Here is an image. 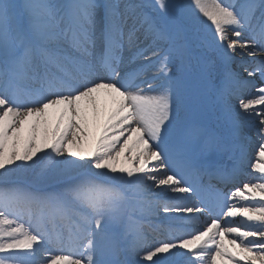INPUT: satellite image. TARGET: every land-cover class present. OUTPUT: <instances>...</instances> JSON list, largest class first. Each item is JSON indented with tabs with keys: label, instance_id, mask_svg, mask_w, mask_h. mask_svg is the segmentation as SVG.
Listing matches in <instances>:
<instances>
[{
	"label": "snow or ice",
	"instance_id": "obj_1",
	"mask_svg": "<svg viewBox=\"0 0 264 264\" xmlns=\"http://www.w3.org/2000/svg\"><path fill=\"white\" fill-rule=\"evenodd\" d=\"M169 9L168 0H0V180L50 149L29 166L43 165L40 179L61 184L45 195L0 189V264H128L124 251L138 258L131 264H168L173 249L187 250L192 264H264V107L255 108L264 105V59H255L264 57V0H191L179 17ZM197 13L210 22L225 66L251 57L244 71L261 84L230 70L220 76L213 61L201 60L189 30ZM193 81L216 92L226 118L240 86L256 93L238 100L243 113L259 117L258 176L218 198V211L176 202L197 191L175 170L177 160L193 173L217 168L229 180L239 172L194 155L225 145L206 123ZM153 188L183 195L153 201ZM236 198L255 202L230 203ZM161 206L207 212L209 220L148 247L142 218ZM237 216L221 227L222 217ZM118 226L123 233L107 231Z\"/></svg>",
	"mask_w": 264,
	"mask_h": 264
},
{
	"label": "rangeland",
	"instance_id": "obj_2",
	"mask_svg": "<svg viewBox=\"0 0 264 264\" xmlns=\"http://www.w3.org/2000/svg\"><path fill=\"white\" fill-rule=\"evenodd\" d=\"M14 3L17 5L22 6L25 3V0H13ZM36 2H40V0H36ZM47 3L53 4V5H59L60 3L58 0H46ZM147 3L151 4L154 3V0H146ZM236 2V1H234ZM168 3L170 5V14L172 16H181L186 10H188L189 6L191 5V0H168ZM64 5V4H63ZM62 5V6H63ZM189 30L190 35L192 36L194 42L197 47V54L201 57L202 61L205 60H211L214 63V66L217 69V72L220 76L223 75L225 71H228L230 67L234 66L235 73L238 77V70H243L246 66L249 65V63L253 60H241L237 61L235 63H231L227 66H225L223 60L221 59L220 55L214 50V38H213V30L210 26V22H206V20L201 17L198 13L193 18L191 23L189 24ZM256 60L264 59V57L255 58ZM245 72V71H244ZM247 73V72H246ZM240 78V77H239ZM247 80H251L254 84L259 85L261 84V80L259 76L256 77H248ZM193 87L196 88L197 94H198V102L200 105V108L202 110V113L204 115L206 123L214 129L219 135L223 138V143L225 147L223 149L230 150L229 156H232L234 159V153L237 152V150L241 151L243 150V159L246 160V168L249 173L252 175L256 174V172L252 168V164L255 163V160L253 162V155L248 154V149L251 148L250 142L254 141L256 144H258L256 148L258 152V147L262 142L261 135L259 133V127L260 125H254L251 128H249V125L245 124V117L243 116V112H239V114H235L232 111V107L229 103V100L233 99L232 97L228 98V105L231 108L230 118H226L224 114L221 111V101L218 100L217 94L214 90L210 89L204 82L196 83L193 81ZM250 90L253 91L251 87H249ZM239 89V88H238ZM237 89V90H238ZM237 100V99H233ZM241 133V135H240ZM247 136L250 138L247 139ZM250 141V142H249ZM199 148H194V151H197ZM251 150V149H250ZM50 151V149H45L43 152L38 153L37 156H35L32 164H25V170L14 173L7 181L0 180V189H6V188H18L21 190H25L34 194L38 195H45V194H51L56 192L60 187V182L56 180H48V181H42L40 179V173L43 168V165H38L35 167H30L29 165H34L35 161L39 159L41 155H44L46 152ZM213 151H217L216 149H212L208 151L207 153L210 154ZM253 153V152H252ZM224 153H222L223 155ZM67 154H65L64 157H58L57 159H67ZM249 155V156H247ZM23 162L17 161V164H20ZM12 167H15L13 165ZM182 167V166H181ZM96 171V170H93ZM186 174H192L187 169H183ZM32 173V177L30 180L26 177L28 174ZM109 175H112L109 173ZM126 175V174H121ZM15 178L18 180L16 181ZM201 179V177H200ZM15 180V181H13ZM203 180V179H201ZM204 182V181H203ZM245 183V182H244ZM115 187L118 189H129V186L126 183L118 182L115 183ZM206 189L212 188V185L209 183H206L204 186ZM239 187H234L232 191L236 190ZM216 191V188H215ZM231 191V192H232ZM130 194V192H129ZM169 195L165 196L163 194L157 196L154 198V196H150L149 198L153 201H161L164 199H167ZM216 199V198H215ZM217 201V199H216ZM258 201V197H257ZM218 202V201H217ZM255 201H247L246 203H254ZM216 204V202H215ZM215 204L213 206H215ZM160 209H163L161 207ZM206 217L209 220V214L205 212ZM224 217L221 219L223 220ZM170 221V217H159L154 215L152 212L151 214L145 216L142 218L143 222V232L145 236V241L147 244H157L158 243V237H165L166 240L172 239L175 237V234L173 232L174 228L183 229V224L186 227H191L193 225H196L193 230L199 229L198 227L200 223H189V222H166ZM164 223H167L168 226L164 225ZM186 229V228H185ZM123 226H118L115 228L109 227L107 231L110 233L112 231H116L118 233H123ZM193 232V231H192ZM122 242V247H123ZM125 254V255H123ZM127 255V256H126ZM130 255V256H128ZM132 253L129 251H124L121 255V260L128 262V264H131L134 260L131 258Z\"/></svg>",
	"mask_w": 264,
	"mask_h": 264
},
{
	"label": "bare ground",
	"instance_id": "obj_3",
	"mask_svg": "<svg viewBox=\"0 0 264 264\" xmlns=\"http://www.w3.org/2000/svg\"><path fill=\"white\" fill-rule=\"evenodd\" d=\"M236 1L235 3L237 4V6L241 3L244 2V0H234ZM58 2L60 3L59 5L57 6H62L63 4H67V3H70V0H58ZM129 2H139V0H129ZM258 58V57H256ZM241 60H248V59H252L251 57H247V56H244V57H237L236 58V61H240ZM231 72L235 71L234 69V66L233 67H230L229 69ZM238 75L240 77L241 80H247L248 79V75L246 72H244L243 70H238ZM254 95H256V93H254V91L250 90L249 87H244V86H240L239 89L237 90V94L236 96H233V99H237V100H229V103L232 107V111L237 115L239 114L240 112V109H239V100H238V97H242L244 99H247V98H250V97H253ZM264 107V105H256L255 108L256 109H260ZM242 112V111H241ZM243 116L245 117V124L249 125V128H251L252 126L254 125H258V120H259V117L258 116H250V115H247L245 113H242ZM127 127V126H126ZM127 134V133H125ZM241 135V133H240ZM249 137L247 136V139ZM123 139V137H122ZM250 139V138H249ZM250 142V141H249ZM250 145H251V148L248 149V154L249 155H253V162L255 160V157H256V154H257V150L255 147L258 146V144H256V142L254 141H251L250 142ZM251 149V150H250ZM253 152V153H252ZM194 155L197 156V158L199 159H212L214 161L217 162V164L219 165L220 169H222L225 173H230L232 171L233 168L235 167H239V172L236 176V178L234 180H229L227 178V176L225 175H221L219 172H218V169L217 168H211V169H208L207 171H201L200 173L203 174V176L206 178V180L208 181H211V182H214L215 186H223V184L226 185L227 182H231L233 181V185L227 187L228 190L226 192H223V194H219L217 196V198H220V197H226L228 196L231 191L233 189V187H242V185L244 184V182H247V181H250V180H254L257 176H258V173L252 175L251 173H249V171H247V168L245 166L246 164V160H244L242 157V153H243V150L241 151L240 150H237V156H239L237 158V160H234L232 158V156H229V153H230V150H226V149H223V150H220V151H213L211 152L210 154L208 153H204L203 155L200 154V150L197 149V151H194L193 152ZM222 153H224L222 155ZM242 154V155H241ZM38 155V154H37ZM247 155V156H249ZM125 156H128L129 158L131 157V154L130 153H125ZM67 157V155H66ZM35 157H33V160H34ZM33 161L31 162H27L28 164H32ZM256 162V161H255ZM132 166H138V163L136 160H132ZM149 166L151 167V164H149ZM177 172H181L183 171L182 167H181V164H180V161L177 160L176 161V169H175ZM183 174L186 176V179L188 180V182L190 184H192V186L194 188L197 189V191L195 193L192 194L191 196V200H180V201H176L178 203H194V204H199V205H203V206H210L212 204V200H213V195L212 193L202 189V186L201 184L199 183L198 180L196 179H191L190 176H188V174H186V172L183 171ZM29 180L30 178L32 177V173L30 172V174H28L26 176ZM16 181H18L16 178H15ZM13 180V181H15ZM149 184H151V181L148 182ZM235 191V190H234ZM162 194V189H159V188H153L151 189L149 195L150 196H154V198H156L157 196L161 195ZM167 195L169 196H182L183 194H175V193H167ZM230 203H236V204H241V203H246L245 201H240L239 198H236V200H231ZM162 207V206H161ZM161 207H157L155 208V210L153 211L154 215L156 216H159V217H166V216H169L170 217V221H166V222H188L186 220H183V219H177L176 217L178 216H183V217H188V216H200V225L198 227L202 228L204 223L207 222L208 218L206 217L205 213L203 214H197V213H169V212H165L163 209H160ZM211 207V206H210ZM216 209L217 211L219 210L218 207L216 206ZM235 220V221H239L241 219H243L242 217L240 216H237L235 218H230V217H224L223 220L221 219V227H223V224L225 222H227V220ZM189 223H192V222H189ZM195 224V223H193ZM164 225L168 226L167 223H164ZM183 229H181V227L179 229H175L173 230L175 236H179V235H184V234H187V233H191L192 231L194 232L195 230L194 227H196V225H193L191 227H186L184 224H183ZM186 228V229H185ZM233 235L232 234H225V244H227L228 240L230 239H233ZM249 239H256V240H259V237H250ZM161 241H166V238L165 237H158V243L161 242ZM157 243V244H158ZM146 245L148 247H152V244H147ZM156 245V244H155ZM153 244V246H155ZM227 246L231 249L232 246L230 244H227ZM183 252L184 254L183 255H173V253H176V252ZM125 255V254H123ZM161 255H164V254H161ZM127 256V255H126ZM130 256V255H128ZM167 257H168V264H192V261H193V257H191V254L188 253L187 250H180V249H173L171 252H169L167 254ZM131 258L136 261L138 258L135 256L134 253H132L131 255ZM159 257H156L154 258L155 259H158ZM148 264H151V262H148ZM241 264H243V262H241Z\"/></svg>",
	"mask_w": 264,
	"mask_h": 264
}]
</instances>
